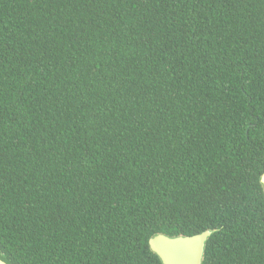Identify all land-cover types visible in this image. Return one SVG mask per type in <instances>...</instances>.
Listing matches in <instances>:
<instances>
[{"label": "trees", "instance_id": "16d2710c", "mask_svg": "<svg viewBox=\"0 0 264 264\" xmlns=\"http://www.w3.org/2000/svg\"><path fill=\"white\" fill-rule=\"evenodd\" d=\"M264 0H0V256L264 264Z\"/></svg>", "mask_w": 264, "mask_h": 264}, {"label": "water", "instance_id": "95a60500", "mask_svg": "<svg viewBox=\"0 0 264 264\" xmlns=\"http://www.w3.org/2000/svg\"><path fill=\"white\" fill-rule=\"evenodd\" d=\"M262 183L264 187V173ZM211 234V230L177 237L158 234L150 238L149 244L160 256L163 264H202L206 243ZM0 264L9 263L0 256Z\"/></svg>", "mask_w": 264, "mask_h": 264}]
</instances>
